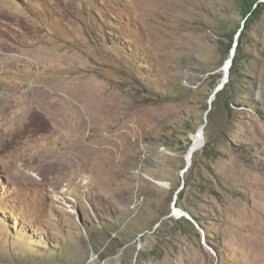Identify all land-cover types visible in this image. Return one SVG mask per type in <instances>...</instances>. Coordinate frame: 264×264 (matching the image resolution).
<instances>
[{
	"label": "rangeland",
	"instance_id": "1",
	"mask_svg": "<svg viewBox=\"0 0 264 264\" xmlns=\"http://www.w3.org/2000/svg\"><path fill=\"white\" fill-rule=\"evenodd\" d=\"M242 4L0 0V264H264V14L246 30ZM202 126L218 158L182 174Z\"/></svg>",
	"mask_w": 264,
	"mask_h": 264
},
{
	"label": "trees",
	"instance_id": "2",
	"mask_svg": "<svg viewBox=\"0 0 264 264\" xmlns=\"http://www.w3.org/2000/svg\"><path fill=\"white\" fill-rule=\"evenodd\" d=\"M260 0H243V7H244V15L249 16L247 22H246V30H250L252 25L257 23L262 15L264 14V3H259ZM247 31H242L239 35V39L236 42V46L234 47V37L231 36L230 42L227 46L228 52L227 55L230 56L231 50L234 47V58H233V63L229 71V82L226 83V85L223 87V89L217 94V98H219V95L224 94L228 91L229 88H233V83L237 82L238 79H240V67L244 60L246 59L245 56V51L243 49L244 44L246 41H248L247 37ZM129 39V38H128ZM134 49V47H133ZM134 51V50H133ZM129 52L134 53V52ZM138 52L143 53L142 50H138ZM141 64L145 65L147 68H143V71L147 73V75H151V73L154 72V63L150 60H144V63L141 62ZM147 76V77H149ZM161 97V94L158 95ZM236 94H234V97ZM194 142V140H193ZM192 144V140H189L188 145H187V150ZM216 146V142H213L211 136H207L205 134V144L201 149V152L203 156L209 160L215 161L218 156H217V150L214 148ZM198 162V155L197 153H194L193 157V165L197 164ZM183 192H179L178 196L182 197ZM200 223V222H199Z\"/></svg>",
	"mask_w": 264,
	"mask_h": 264
},
{
	"label": "bare ground",
	"instance_id": "3",
	"mask_svg": "<svg viewBox=\"0 0 264 264\" xmlns=\"http://www.w3.org/2000/svg\"><path fill=\"white\" fill-rule=\"evenodd\" d=\"M230 60V57H229V59L226 61V63H225V65H224V69H223V71L226 73L227 72V70H229L230 71V68H231V66L230 67H228L229 66V61ZM233 63V62H232ZM39 104V103H38ZM42 107V106H41ZM59 109V108H58ZM55 111H53V113H54ZM60 112V111H59ZM56 113V112H55ZM58 114V113H57ZM56 114V115H57ZM50 115V114H49ZM59 115V114H58ZM57 115V117H61V116H58ZM60 115H61V113H60ZM44 116V115H43ZM47 117V116H46ZM56 117V118H57ZM62 117H63V115H62ZM52 118V117H51ZM53 118H55V117H53ZM42 119V118H41ZM57 121V120H56ZM69 122V121H68ZM53 124H56V123H53ZM204 128H205V126H203V127H201L199 130H198V133H197V136H196V140L192 143L193 145H192V147L190 148V151L187 153V156H186V160H187V163H191L192 162V158H193V155H194V153L197 151V150H199L200 148H201V144H202V136H203V132H204ZM68 154H69V152H68ZM72 155H73V153H71ZM67 155V154H66ZM69 158V157H68ZM68 160V159H67ZM69 160H71V157L69 158ZM69 163V165H72V163L71 162H68ZM163 186H164V184H162ZM167 186V185H166Z\"/></svg>",
	"mask_w": 264,
	"mask_h": 264
},
{
	"label": "water",
	"instance_id": "4",
	"mask_svg": "<svg viewBox=\"0 0 264 264\" xmlns=\"http://www.w3.org/2000/svg\"><path fill=\"white\" fill-rule=\"evenodd\" d=\"M233 55H235V53L234 52H231V54H230V60L228 61L229 62V66L228 67L232 66V62H233V58H234ZM228 72H229V70H227V72L225 73L224 80H223L220 88H222V86H224V84L226 83L227 76H228ZM203 142H204V136H202V144H201V147L203 146ZM192 145L190 146V148L192 147ZM190 148H189L188 152L190 151ZM190 166H191V163H187L186 168L183 170V173L182 174L186 173L188 171V169L190 168Z\"/></svg>",
	"mask_w": 264,
	"mask_h": 264
},
{
	"label": "built area",
	"instance_id": "5",
	"mask_svg": "<svg viewBox=\"0 0 264 264\" xmlns=\"http://www.w3.org/2000/svg\"><path fill=\"white\" fill-rule=\"evenodd\" d=\"M85 264H106L105 261L99 260L98 256H93Z\"/></svg>",
	"mask_w": 264,
	"mask_h": 264
}]
</instances>
